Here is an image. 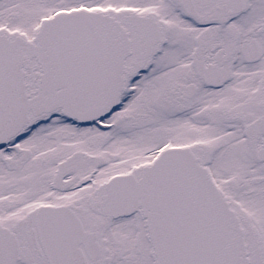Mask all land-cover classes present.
I'll return each instance as SVG.
<instances>
[{
	"label": "snow or ice",
	"instance_id": "obj_1",
	"mask_svg": "<svg viewBox=\"0 0 264 264\" xmlns=\"http://www.w3.org/2000/svg\"><path fill=\"white\" fill-rule=\"evenodd\" d=\"M0 264H264V0H0Z\"/></svg>",
	"mask_w": 264,
	"mask_h": 264
}]
</instances>
